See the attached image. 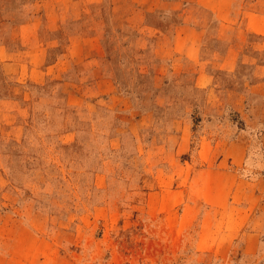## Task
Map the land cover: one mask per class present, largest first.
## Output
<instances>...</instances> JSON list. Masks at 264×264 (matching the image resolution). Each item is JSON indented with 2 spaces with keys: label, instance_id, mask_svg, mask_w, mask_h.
Here are the masks:
<instances>
[{
  "label": "rangeland",
  "instance_id": "374dc122",
  "mask_svg": "<svg viewBox=\"0 0 264 264\" xmlns=\"http://www.w3.org/2000/svg\"><path fill=\"white\" fill-rule=\"evenodd\" d=\"M0 264H264V0H0Z\"/></svg>",
  "mask_w": 264,
  "mask_h": 264
}]
</instances>
